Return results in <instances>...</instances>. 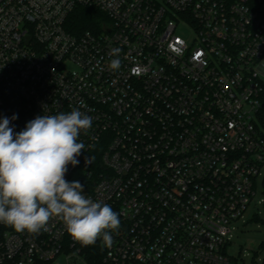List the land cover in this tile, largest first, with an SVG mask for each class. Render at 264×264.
<instances>
[{
	"label": "built area",
	"instance_id": "2783aa9c",
	"mask_svg": "<svg viewBox=\"0 0 264 264\" xmlns=\"http://www.w3.org/2000/svg\"><path fill=\"white\" fill-rule=\"evenodd\" d=\"M80 7L105 18L75 33ZM73 108L93 122L66 179L118 233L94 247L57 218L0 224V264H233L264 170V0H0V118L19 132Z\"/></svg>",
	"mask_w": 264,
	"mask_h": 264
},
{
	"label": "clouds",
	"instance_id": "9594fccd",
	"mask_svg": "<svg viewBox=\"0 0 264 264\" xmlns=\"http://www.w3.org/2000/svg\"><path fill=\"white\" fill-rule=\"evenodd\" d=\"M119 52L113 48L110 54L118 57ZM120 67L119 58L111 60L110 70ZM15 119V114L0 118V224L39 234L57 218L82 246L102 239L111 247V232L118 233L121 224L119 213L86 196L80 181L66 179L68 166H77L86 151L79 136L91 128L92 116L77 108L37 115L19 132L11 125ZM91 159L85 158V163Z\"/></svg>",
	"mask_w": 264,
	"mask_h": 264
},
{
	"label": "rangeland",
	"instance_id": "374dc122",
	"mask_svg": "<svg viewBox=\"0 0 264 264\" xmlns=\"http://www.w3.org/2000/svg\"><path fill=\"white\" fill-rule=\"evenodd\" d=\"M257 190L244 218L235 224L232 243L227 245L233 264L264 263V170L257 179ZM255 213L259 218L253 219Z\"/></svg>",
	"mask_w": 264,
	"mask_h": 264
},
{
	"label": "trees",
	"instance_id": "16d2710c",
	"mask_svg": "<svg viewBox=\"0 0 264 264\" xmlns=\"http://www.w3.org/2000/svg\"><path fill=\"white\" fill-rule=\"evenodd\" d=\"M105 18L104 14L93 7H80L68 19V27L75 33L82 32L87 29H92L100 21ZM258 214L253 215V219H257ZM98 244H94V247ZM101 256V254H100ZM264 264V263H263Z\"/></svg>",
	"mask_w": 264,
	"mask_h": 264
}]
</instances>
